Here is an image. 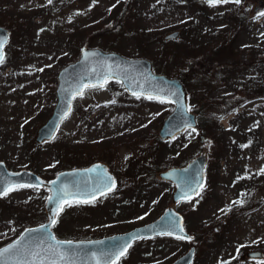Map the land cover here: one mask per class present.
Wrapping results in <instances>:
<instances>
[{"label":"rangeland","instance_id":"rangeland-1","mask_svg":"<svg viewBox=\"0 0 264 264\" xmlns=\"http://www.w3.org/2000/svg\"><path fill=\"white\" fill-rule=\"evenodd\" d=\"M202 1L0 0V25L11 32L0 65V160L46 180L100 160L119 179L111 197L118 203L103 211L106 221L61 224L60 237H101L155 220L175 189L159 174L204 149L207 184L198 198L177 206L197 243L193 264H264V257L247 256L253 250L264 253V1L215 6ZM174 31L177 37L165 38ZM86 45L149 58L170 77H181L186 65L216 51L232 54L211 78L196 75L186 84L193 112L202 98L221 100L199 120L205 145L192 130L161 140L158 132L173 103L129 98L115 80L87 90L55 139L38 144L37 131L56 104L58 71L77 60ZM231 100L233 110L217 120ZM46 195L43 187H19L0 197V248L46 220L38 209ZM193 241L142 240L116 264H170Z\"/></svg>","mask_w":264,"mask_h":264},{"label":"water","instance_id":"water-1","mask_svg":"<svg viewBox=\"0 0 264 264\" xmlns=\"http://www.w3.org/2000/svg\"><path fill=\"white\" fill-rule=\"evenodd\" d=\"M178 33L169 34L167 38L176 37ZM9 37V31L0 26V41H3L4 57L5 45ZM105 77H107V82L109 80L120 81L125 89L127 87V93L131 96H134L132 95L133 91L146 94H164L167 92H177L179 94V102H177L175 96H169V99L174 103V108L163 121L159 131L161 139H173L186 130L199 128L196 113L187 110L189 109V92L182 78L169 77L166 74L155 72L152 62L147 58H127L117 52L83 47L79 59L63 67L58 73L57 103L51 117L40 128L37 141H49L54 137L62 121L71 113L74 99L79 96H74L73 93L80 91L82 86L103 81ZM85 88H83V92ZM189 124H191V127H188ZM206 163L207 153L203 150L199 156L187 165L173 167L162 172L161 178L170 180L176 185L172 204L156 221L138 227L129 233L89 241L61 240L56 237L52 226H50L47 232L33 231L29 235L28 230H39L42 225H50L53 205L47 199L48 221L42 225L27 228L20 237L0 249L14 245L18 246L24 255H15L17 249L14 247L13 252L8 253L7 256L10 258V264H16L17 261L23 264L25 260L31 262L34 259V257L27 255L28 252L42 251L54 246L57 242H60L59 250L65 251L69 248L68 242H71L72 251L67 252V255L72 264H109L110 258L114 259L110 254L117 250V245L127 242L132 236L151 237L161 235L169 230L170 220H174L184 229L183 235L192 238V235L186 232L184 228L183 216L176 211L174 205L181 200H186L184 198L185 192L189 193L191 198L199 196L196 195V192L200 194L206 184ZM111 181L115 182L114 175L109 172L108 166L102 162H95L87 167L64 170L59 172L55 179L47 181L28 169L10 170L5 162L0 161V184L4 186L18 184L45 187L50 190V196H53L58 188L63 187L69 192L80 193L81 199H89L90 193H96V197L99 196V192L104 190ZM201 185H203L202 188ZM48 233L55 237L54 241L47 239ZM195 252L196 248L192 247L172 264H192ZM48 255L51 259L56 258L51 256V253H48ZM247 256L254 260H261L264 253L260 250H254L250 251Z\"/></svg>","mask_w":264,"mask_h":264},{"label":"snow or ice","instance_id":"snow-or-ice-1","mask_svg":"<svg viewBox=\"0 0 264 264\" xmlns=\"http://www.w3.org/2000/svg\"><path fill=\"white\" fill-rule=\"evenodd\" d=\"M49 3L52 2V0H48ZM96 0H93V3H95ZM119 2V0H118ZM206 2L211 5L215 6L217 4H223L228 3L230 0H206ZM231 2H235L237 4L240 3V0H231ZM114 7V6H113ZM261 15H264V13H261ZM4 61V52H3V41H0V63H3ZM107 83V77L104 78L103 81H97L95 84L82 86L81 90L73 93V95H83V88L84 87H94V88H103L105 84ZM127 90V87H126ZM132 95L136 96L137 99H140L141 96L148 100H156L159 103H170L172 102L169 99V96H175L177 98V102L180 101V96L177 92H167L164 94H146V93H137L136 91L132 92ZM112 103H115V101H112ZM183 108V105L181 106ZM190 110V109H187ZM186 110V111H187ZM188 127H191V124L188 125ZM192 131H195L193 128ZM244 147V146H242ZM262 172H264V169H261ZM55 184V181L53 182ZM115 182L111 181L108 185H106L104 190H101L99 192L100 195H104L106 191H110L112 187H114ZM33 185H18V184H8L7 186H4L3 184H0V196H7L11 191L16 190L19 187H32ZM203 185H201V188ZM196 195H199V192H196ZM89 199H81L80 193L78 192H69L66 188H58L53 196L48 197L49 203L53 205V214L50 218V225L49 226H41V229L39 230H28L29 235L33 231H44L47 232L48 227L56 225L58 222L57 218L61 215V213L64 211L65 207H71L73 204H81V203H93L96 199V193H90ZM184 198L191 199V196L189 193H184ZM184 232V229L179 226L177 222L174 220L169 221V230L162 233L165 235H174L175 238L178 240H184L188 239L191 240L192 238L189 236H185L182 233ZM181 233V234H176ZM140 236H132L129 238V240L121 245H117V250L112 252L110 254L111 257H114V259L110 258L109 264H115L116 261H118L121 257L126 256L128 249L132 246L131 241L140 239ZM47 239L49 241H54L55 237L52 236L50 233H48ZM69 248L65 251H60V242H57L54 246H50L47 249H43L42 251H36V252H28L27 255L34 257V259L29 262L27 260L23 261V264H72V261L69 260V257L67 255V252H71V242H68ZM16 247V252L14 253L17 256L24 255L23 251L18 246H10L5 249H0V264H10V258L7 256L8 253L13 252V248ZM243 247V245L241 246ZM239 251V249H238ZM48 253H51V256L56 257L55 259H51L48 255ZM16 264H20V261H17Z\"/></svg>","mask_w":264,"mask_h":264},{"label":"flooded vegetation","instance_id":"flooded-vegetation-1","mask_svg":"<svg viewBox=\"0 0 264 264\" xmlns=\"http://www.w3.org/2000/svg\"><path fill=\"white\" fill-rule=\"evenodd\" d=\"M258 10H259V8L257 7L256 11H258ZM6 49H7V47H6ZM7 54H8V49H7ZM110 170H112L111 167H110ZM114 175L116 176V179L119 180L116 173H114ZM115 193L116 192H109V193H106L104 195H99L96 197V199L93 203L73 204L71 207H65L64 211L57 218L58 222L56 223V225L53 226V230L55 231V233H57L56 229L61 224L62 225H65V224L75 225V224L79 223V224L91 226L90 221H92L94 223V225L98 226L100 223L106 221V220H104L103 211L107 210V209L112 210L117 206L118 199H111V197L116 195ZM48 197H49V194L43 198L41 203H39V208H38L39 211L43 212L46 216H47V212H46L45 207H46V200ZM95 210L97 211V213L95 215L100 214V216H101L100 218L95 217V215L91 214V212L93 211V213H94ZM96 226H92V227H96ZM135 227H137V226H135ZM135 227H133V228H135ZM133 228H131V229H133ZM131 229L125 230L123 232L130 231ZM117 233H122V232H117ZM112 234L113 233H110V235H112ZM57 235H58V233H57ZM108 235H106V236H108ZM101 237H103V236H101ZM166 237L174 239V240H178L174 236H171V235H158V236H154V237L140 238V239H138L132 243V246L129 248L126 256L121 257L118 261L126 260V258L131 254V251L133 250V248L142 240H152V239H160V238H166ZM95 238H100V237H95V236L90 235V236H82L79 238H63V239L83 240V239H95ZM192 244L195 245L196 243L194 244V242H193ZM182 255H180L175 260L179 259Z\"/></svg>","mask_w":264,"mask_h":264},{"label":"trees","instance_id":"trees-1","mask_svg":"<svg viewBox=\"0 0 264 264\" xmlns=\"http://www.w3.org/2000/svg\"><path fill=\"white\" fill-rule=\"evenodd\" d=\"M240 3L242 4L243 2L241 1ZM234 16H235L234 19H237V21H238V19H239L238 15L234 14ZM230 46H232V45L230 44ZM229 50L232 51V49H229ZM166 52H167V49H166ZM231 55L232 54H228V51H226V49H225V51H220L219 53H218V51H216L214 54L209 55L204 60L197 59L194 62L189 63L188 65H186L185 71H181L179 74L185 80L186 84H188V85H190V78L193 76L196 77V75H200L202 77L205 76L209 79V78H211V74L216 69L218 64L225 61L226 57L227 56L230 57ZM154 63H155V61H154ZM154 65H155L156 69H158V70L162 69L158 65H156V63ZM160 72L165 73L164 70L160 71ZM203 99L204 98H202V101H199L198 106H197V112L199 114V119L201 121H202V114L207 115L209 110L212 111L213 109H215V107L219 108V106L221 105V100L214 101V100L206 98L203 101ZM225 104L227 105V106L224 105V106H226V109L219 117L216 118L217 120H219L223 114L228 113L232 110V108H233L232 105L234 104V101L231 100V102L225 103ZM213 117H214V115H213ZM208 118H209L208 122H210L209 124L211 126L213 124L212 120L210 117H208ZM213 121H215V118ZM202 126H203V123H202ZM71 156L76 157L75 153H71Z\"/></svg>","mask_w":264,"mask_h":264}]
</instances>
